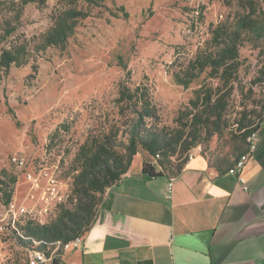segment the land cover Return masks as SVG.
<instances>
[{
    "label": "rangeland",
    "instance_id": "374dc122",
    "mask_svg": "<svg viewBox=\"0 0 264 264\" xmlns=\"http://www.w3.org/2000/svg\"><path fill=\"white\" fill-rule=\"evenodd\" d=\"M16 1V0H15ZM255 1L251 17L264 27V2ZM123 5L128 12L118 11ZM57 0L23 6L17 32L27 37L39 35L49 25ZM246 0H104L82 19L67 47L60 51L48 47L22 66L0 71V178H16L11 200L28 210L44 213L48 221L60 204L72 207L75 155L80 144L110 124L127 121L117 114L114 102L120 82L133 87L148 84L157 107V126L174 133L180 130L181 112L201 86L219 84L206 69L188 86L178 84L172 75L181 63L204 49L211 38V24L232 22L249 13ZM114 10L119 17L112 16ZM9 13L0 5V23ZM262 31V30H261ZM242 33L239 43L238 80L227 104V127L210 134L213 126L202 130L200 141L187 152L170 155L162 168L173 176L189 153H197L214 166H233L247 147L237 128L244 118L251 127L264 115V30ZM5 43H1L0 47ZM36 64L33 76L32 65ZM10 110H12L10 112ZM122 136L121 138H123ZM117 140V139H116ZM125 140V139H124ZM12 154L25 157L36 182L25 177V170L10 161ZM152 156L139 149L134 167ZM106 192L98 195V204ZM0 195V264H26L30 251L38 244L22 243L5 217ZM99 208V205H98ZM55 251H51L52 255Z\"/></svg>",
    "mask_w": 264,
    "mask_h": 264
},
{
    "label": "trees",
    "instance_id": "16d2710c",
    "mask_svg": "<svg viewBox=\"0 0 264 264\" xmlns=\"http://www.w3.org/2000/svg\"><path fill=\"white\" fill-rule=\"evenodd\" d=\"M45 1L0 0V5L9 13L0 23V44L5 43L0 47V71L3 74L11 66L25 65L33 54L36 56L48 47L63 51L79 22L91 15L92 7L103 6L104 0H57V6L49 16V25L42 33L27 37L23 32H17L23 6L28 3L44 4ZM246 2L245 7L249 8L247 15H238L229 23L220 21L211 24L208 45L198 49L186 64L181 63L179 69L173 70L174 80L184 87H188L206 69L209 70V76L219 80L215 88L210 85L195 90V96L189 101L191 110L180 114V130L169 133L157 126V107L148 84L139 82L131 87L125 81L120 82L114 102L117 114L127 121L110 124L100 133L88 136L79 145L75 155L77 172L71 195L73 206L60 204L55 216L45 222L32 219L17 222L13 232H21V235H17L20 242L38 241L34 249L42 250L48 256L54 248V242L65 243L83 237L92 227L99 208L103 206L104 201L98 204V195H102L121 179L139 149L151 156L158 153L157 162L161 167L164 166L163 160L170 155L177 151L182 154L194 147L200 141L204 128L213 126L210 132L213 135L227 127L226 110L229 96L238 80L242 33L252 31L260 37L264 30L251 17L255 12V1ZM117 10L122 12L123 17L128 16L123 5H119ZM108 11L112 16L119 17L114 10ZM36 69V64H33V74L30 76L36 73ZM262 118H259L260 121ZM257 126L251 127L244 118L237 123L244 141ZM185 161L180 162L181 168ZM142 173L146 177L167 174L162 168L157 170V166L146 161L142 163ZM15 183V177L9 178L4 174V178H0V195L4 204L11 200ZM60 252L61 249H58L53 254L55 263L59 262L57 255Z\"/></svg>",
    "mask_w": 264,
    "mask_h": 264
},
{
    "label": "crops",
    "instance_id": "0c3cea01",
    "mask_svg": "<svg viewBox=\"0 0 264 264\" xmlns=\"http://www.w3.org/2000/svg\"><path fill=\"white\" fill-rule=\"evenodd\" d=\"M256 131L254 151L233 173L197 153L175 176L146 177L131 162L59 262L264 264V117Z\"/></svg>",
    "mask_w": 264,
    "mask_h": 264
},
{
    "label": "built area",
    "instance_id": "2783aa9c",
    "mask_svg": "<svg viewBox=\"0 0 264 264\" xmlns=\"http://www.w3.org/2000/svg\"><path fill=\"white\" fill-rule=\"evenodd\" d=\"M264 117V115H263ZM258 134L256 129L252 130L246 137V142H247V149L245 152L240 154L233 166L229 169L230 172H236L240 170L248 155L254 151L256 147V142H257ZM193 153L188 154V159L192 158ZM159 157V154L156 153L154 156H152L151 164H154ZM10 161L15 164L19 169L25 170L26 166V160L25 157L20 155V154H12L10 156ZM25 177L27 178L28 181L30 182H36L37 177L35 176L34 171H32V168H26L25 170ZM172 180L173 178H170L167 182V192L171 193L172 190ZM5 217L8 218L9 223L13 226L14 229H16V224L17 222H23L26 219H32L38 222H45V220L41 219V215H46L47 209H44V213L41 212H36L35 210H28V208L22 204V203H17L15 200H10L5 204ZM82 240V236L76 238L75 240L68 241L65 243H62L61 241H56L54 242V248L53 251H56L58 249L65 250L69 248L74 242H80ZM34 243L39 244L38 241H34ZM27 264H63L61 262L55 263L53 261V255L52 253L50 255H46L42 250H32L30 251L28 258H27Z\"/></svg>",
    "mask_w": 264,
    "mask_h": 264
}]
</instances>
